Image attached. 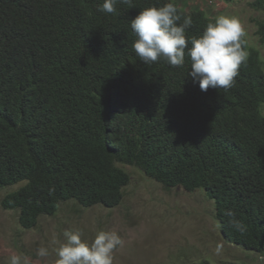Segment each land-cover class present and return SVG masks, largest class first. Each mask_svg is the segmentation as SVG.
I'll return each mask as SVG.
<instances>
[{
    "label": "trees",
    "instance_id": "obj_1",
    "mask_svg": "<svg viewBox=\"0 0 264 264\" xmlns=\"http://www.w3.org/2000/svg\"><path fill=\"white\" fill-rule=\"evenodd\" d=\"M168 2L192 17L189 36L214 21L178 0H133L116 14L97 11L103 0H0V189L20 185L0 206L24 230L70 201L112 209L132 167L165 189L203 191L226 241L264 259L260 53L243 37L234 85L207 92L187 61L144 64L130 20ZM251 7L264 50V0Z\"/></svg>",
    "mask_w": 264,
    "mask_h": 264
},
{
    "label": "rangeland",
    "instance_id": "obj_2",
    "mask_svg": "<svg viewBox=\"0 0 264 264\" xmlns=\"http://www.w3.org/2000/svg\"><path fill=\"white\" fill-rule=\"evenodd\" d=\"M178 2L214 19L219 15L239 18L248 46L259 51L264 64L254 24L263 15L252 9L254 0ZM122 169L129 175V183L120 205L112 209L83 208L70 201L60 205L54 216L41 217L35 228L24 230L18 224V213L0 206V264H9L13 255L22 257L26 264H55L59 243L53 241H62L65 229L80 230L89 241L100 230L117 232L125 243L115 252L114 264H264L255 252L226 241L214 204L203 191L165 189L135 168ZM19 187L0 189V203ZM40 247L48 248L47 257L37 255Z\"/></svg>",
    "mask_w": 264,
    "mask_h": 264
},
{
    "label": "clouds",
    "instance_id": "obj_3",
    "mask_svg": "<svg viewBox=\"0 0 264 264\" xmlns=\"http://www.w3.org/2000/svg\"><path fill=\"white\" fill-rule=\"evenodd\" d=\"M118 4L131 7L133 0H103L97 11L116 14ZM191 26L192 17L186 15L182 19L173 2L146 7L130 20L135 35L132 48L144 64L164 60L172 67L183 68L187 61V77L198 83L203 92L231 88L248 56L243 47L245 28L241 21L235 16L219 15L198 36L186 34ZM234 223L243 230V225ZM62 236V241H53L59 243L55 264H114L115 252L125 243L115 231L100 230L90 241L80 230L65 229ZM37 255L47 257L48 248L40 247ZM9 264L26 261L13 255Z\"/></svg>",
    "mask_w": 264,
    "mask_h": 264
}]
</instances>
